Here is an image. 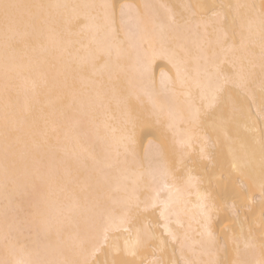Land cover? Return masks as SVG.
<instances>
[{"label":"bare ground","instance_id":"6f19581e","mask_svg":"<svg viewBox=\"0 0 264 264\" xmlns=\"http://www.w3.org/2000/svg\"><path fill=\"white\" fill-rule=\"evenodd\" d=\"M0 264H264V0H0Z\"/></svg>","mask_w":264,"mask_h":264},{"label":"rangeland","instance_id":"374dc122","mask_svg":"<svg viewBox=\"0 0 264 264\" xmlns=\"http://www.w3.org/2000/svg\"><path fill=\"white\" fill-rule=\"evenodd\" d=\"M220 202H221V204H220L221 206L218 204L219 207H222V206L224 207V206H226V205L223 204L222 201H220ZM224 202H225V201H224ZM227 224H229V223H227Z\"/></svg>","mask_w":264,"mask_h":264}]
</instances>
